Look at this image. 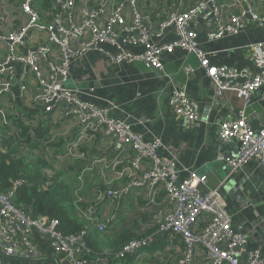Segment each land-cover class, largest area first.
<instances>
[{
  "label": "built area",
  "instance_id": "built-area-1",
  "mask_svg": "<svg viewBox=\"0 0 264 264\" xmlns=\"http://www.w3.org/2000/svg\"><path fill=\"white\" fill-rule=\"evenodd\" d=\"M145 1L0 0V154L28 134L41 141L48 157L62 162L65 171L71 163L69 175L78 191L86 193H77L76 207L90 222L80 234L68 235L59 229L57 218H32L13 203L17 182L11 191L0 192V264L37 261L41 255L34 232L48 238L56 255L53 264H106V256L87 259L91 249L84 236L91 227L103 233L123 212L127 227L137 220L140 237L123 246L121 257L157 243L163 235L166 264L264 263L261 252L248 251L245 235L233 228L219 189H204L205 173L189 169L181 180L175 156L159 153L165 148L161 138L146 141L127 118L111 117L115 103L100 107L84 99L82 95L92 96L94 87L88 92L69 85L73 64L90 52L114 65L142 62L163 72V55L182 48L199 59L216 97L234 90L248 100L264 86V39L247 45L259 69L249 74L244 68L213 64L214 52L198 43V27L204 23L210 41L238 35L251 23L264 28V0H173L171 6L163 0L164 19L157 28ZM167 30L177 39L161 41ZM13 64L25 66L18 93L12 83ZM186 70L190 73L194 67L187 64ZM239 78L245 80L238 83ZM3 91L9 93L5 105ZM19 93L26 115L14 106ZM170 104L189 124L197 121V104L185 90H176ZM59 122L71 125L61 146L50 144L56 138L51 131L37 138L38 128ZM218 138L237 143L235 157L227 162L239 168L259 161L264 172V126L253 130L244 110L219 124ZM85 195L90 199L82 206Z\"/></svg>",
  "mask_w": 264,
  "mask_h": 264
},
{
  "label": "crops",
  "instance_id": "crops-1",
  "mask_svg": "<svg viewBox=\"0 0 264 264\" xmlns=\"http://www.w3.org/2000/svg\"><path fill=\"white\" fill-rule=\"evenodd\" d=\"M162 4L163 0H148V3H144L147 10L153 13L154 28L164 19L163 6L160 7ZM171 4L168 2L169 6ZM198 29L199 45L204 50L214 52L211 57L213 64L244 68L249 74L259 71L250 58L251 51L247 45L263 40L264 28L251 23L238 35L214 41L209 40L204 23L200 22ZM172 33V30H167L160 40H176L177 37ZM163 62L162 72L148 68L142 62L114 65L104 55L90 52L73 64L69 85L88 92L94 87L92 96L82 97L100 107L115 103L118 107L110 112L111 117L127 118L132 129L146 141L161 138L165 148L159 150V153L168 157L175 156L181 180L188 176L189 169L205 173L208 178L204 189H219L226 209L232 216L233 228L245 235L247 250H259L264 257V172L261 164L252 160L241 165L238 168L240 185L229 182L230 173L225 171L224 155H235L237 143H221L218 138L219 124L226 118L238 117L243 110L253 130L257 131L264 126V86L257 89L248 100L239 97L234 90H226L219 99L194 54L176 48L163 55ZM187 64L194 67V71L188 73ZM23 67L13 64L16 72L12 83L17 93L21 86L20 72ZM244 80L239 78L237 82ZM176 90H185L189 99L197 104L198 119L195 123L189 124L175 113L170 100ZM3 95V104H8L9 93L3 91ZM20 99L19 93L14 106L26 115L27 109L23 108L24 103ZM70 127L59 122L52 128L49 126V130L53 137H61ZM218 153L222 154L221 157L217 156ZM118 225L119 222L115 227ZM33 238L41 257L32 263L24 261L18 264H53L56 255L48 238L37 232L33 233ZM163 258L166 259L165 256Z\"/></svg>",
  "mask_w": 264,
  "mask_h": 264
},
{
  "label": "trees",
  "instance_id": "trees-1",
  "mask_svg": "<svg viewBox=\"0 0 264 264\" xmlns=\"http://www.w3.org/2000/svg\"><path fill=\"white\" fill-rule=\"evenodd\" d=\"M172 1L168 0L169 4ZM49 129L38 128L37 138L48 136ZM22 130L26 133L27 128L22 127ZM25 135L23 142L9 144L7 151L0 154V192H9L20 182L13 198L17 208L25 210L32 218L44 216L59 219V229L64 234H80L90 222L79 214L76 207L75 195L86 193L78 191L76 181L69 175L70 169L74 170L73 165L70 163L68 171H65L56 164L53 156L48 157L41 141ZM67 140L66 136L56 137L50 144L58 148ZM56 152L59 153V149ZM85 197V201L80 203L82 206H86L89 198ZM118 222L119 225L115 227ZM125 222L126 214L123 212L103 233L91 227L90 233L84 236L91 249L86 255L87 259L92 261L99 256H106L110 259L106 264H135L141 255L140 264H166L162 256L166 239L163 235L158 236L157 243L153 245H145L133 254L120 256L119 252L127 242L140 237L138 228L135 230L139 225L137 220L128 227ZM144 252L150 255L142 256Z\"/></svg>",
  "mask_w": 264,
  "mask_h": 264
},
{
  "label": "water",
  "instance_id": "water-1",
  "mask_svg": "<svg viewBox=\"0 0 264 264\" xmlns=\"http://www.w3.org/2000/svg\"><path fill=\"white\" fill-rule=\"evenodd\" d=\"M185 122H187L185 119H183ZM221 153H218L217 156L218 157H221ZM235 155L234 154H227V155H224V168H225V171L230 173L229 177H228V181L229 182H235V185H240V181H241V178H240V171L238 168H236L235 166H233L232 164H230L229 162H227L226 159L228 158H234Z\"/></svg>",
  "mask_w": 264,
  "mask_h": 264
},
{
  "label": "rangeland",
  "instance_id": "rangeland-1",
  "mask_svg": "<svg viewBox=\"0 0 264 264\" xmlns=\"http://www.w3.org/2000/svg\"><path fill=\"white\" fill-rule=\"evenodd\" d=\"M58 165H60V167H64V165H63L62 162H58ZM75 198H76V195H75ZM166 247H167V243L163 244V249H166ZM19 251H21V250L19 249ZM144 255H150V253H149V252H144V253L142 254V256H144ZM140 257H141V255H140ZM140 257H139V259H140ZM139 259L137 260V263H135V264H140V263H139ZM133 264H134V263H133Z\"/></svg>",
  "mask_w": 264,
  "mask_h": 264
}]
</instances>
